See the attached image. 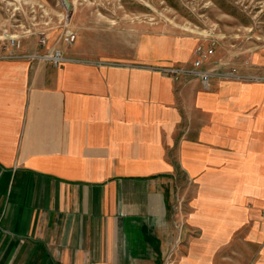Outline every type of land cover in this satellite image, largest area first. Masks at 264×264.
Instances as JSON below:
<instances>
[{
	"label": "crops",
	"instance_id": "obj_1",
	"mask_svg": "<svg viewBox=\"0 0 264 264\" xmlns=\"http://www.w3.org/2000/svg\"><path fill=\"white\" fill-rule=\"evenodd\" d=\"M102 24L59 66L0 50V264H264V82L163 72L210 40Z\"/></svg>",
	"mask_w": 264,
	"mask_h": 264
},
{
	"label": "rangeland",
	"instance_id": "obj_2",
	"mask_svg": "<svg viewBox=\"0 0 264 264\" xmlns=\"http://www.w3.org/2000/svg\"><path fill=\"white\" fill-rule=\"evenodd\" d=\"M99 22L133 32L201 35L232 66L253 63L256 55L264 66V0H0V50L10 35L20 37L24 51L63 49L65 26L90 30ZM43 33L46 47L38 44Z\"/></svg>",
	"mask_w": 264,
	"mask_h": 264
},
{
	"label": "built area",
	"instance_id": "obj_3",
	"mask_svg": "<svg viewBox=\"0 0 264 264\" xmlns=\"http://www.w3.org/2000/svg\"><path fill=\"white\" fill-rule=\"evenodd\" d=\"M46 35L40 34L38 39V44L41 45V47H46ZM76 40V32L72 31L68 27L65 26L64 31L61 34L60 41L63 44H66L67 46L72 45ZM3 49L6 47H11L14 51L8 52L7 55L9 57H17L19 54L15 52V50L19 49L21 47V40L18 35H10L7 38V42L4 45ZM214 51V41L210 40L208 44L206 43H199L194 50V61L192 62L191 66H185V65H179V66H165L164 68H160L161 71L167 72L172 75L179 76L181 75H190V76H198L205 86H208L209 79L211 77H217L220 79H234V80H250V81H263L264 82V73L260 72H253L250 73L248 71H242L241 68L247 69L254 66L253 64L246 62L242 66H229L227 69H217V68H209L208 69H202V65L208 61L210 56L212 55ZM26 56L29 60H39V61H50L53 65L59 66L63 62L68 61L67 57L64 56L62 49L52 47L47 52H39L32 54H26L22 55ZM264 67V66H263ZM256 69L258 67H255Z\"/></svg>",
	"mask_w": 264,
	"mask_h": 264
}]
</instances>
